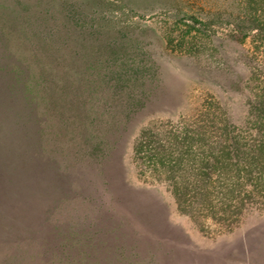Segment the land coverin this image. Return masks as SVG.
Masks as SVG:
<instances>
[{"label":"rangeland","instance_id":"374dc122","mask_svg":"<svg viewBox=\"0 0 264 264\" xmlns=\"http://www.w3.org/2000/svg\"><path fill=\"white\" fill-rule=\"evenodd\" d=\"M260 20L264 0H0V264H264L244 132ZM174 130L239 149L227 161L248 196L226 215L179 209L168 171L141 158Z\"/></svg>","mask_w":264,"mask_h":264},{"label":"trees","instance_id":"16d2710c","mask_svg":"<svg viewBox=\"0 0 264 264\" xmlns=\"http://www.w3.org/2000/svg\"><path fill=\"white\" fill-rule=\"evenodd\" d=\"M258 20L259 19L256 18V22H258ZM260 23L261 24L258 25V27L256 25V27L258 28V31L261 32V40L264 44V22L262 23L260 20ZM254 78L256 80L254 84L255 86H253L255 95L253 97V101L250 103V109H253L252 115H255L257 119L254 120L249 125L248 130H245L244 132L249 133L256 130V136L246 141L254 150L252 154L250 153L247 155L248 158L246 159L249 161L250 168L248 170V166H246L247 168L245 171L248 175L249 173H254V175L258 173L259 177H264V74L255 73ZM159 135H161V132ZM159 135H155L157 139L154 138L155 140L152 139L151 141L146 142V145L144 146L145 150H141V152H145L141 154V158L152 160L154 161L155 165L159 164L163 166L164 171H168V179H170L173 184V193L177 199L179 209L187 212L192 211L193 215H208L209 212H211L214 216L219 214L223 216L226 215V212L229 211L232 206H235V200L240 198L242 193H244V196H248L244 192L245 188H247V185L241 182L244 177H242L241 169H239L243 163H240V159L239 162L237 161L236 163H229V161H227V157L230 156V151L236 153L237 157L242 156L240 155L239 149L234 151V147L231 149L228 147L227 149L226 146H224L223 148H215L208 152L205 151L204 146L201 145L202 142L200 143V141L204 140L202 136L198 137V134H196V136H191L188 133H185V136H182L180 132H175L174 130L168 133V136H166L167 139L169 138L166 142L168 143L169 147H167L168 152L166 157H164L160 156L158 149L161 147H166V143L161 144L162 140L160 139ZM194 138H196V140ZM193 159H199L200 162L198 161L192 163ZM188 162L191 167L194 165L193 172H197L195 183H186V180L183 178L181 168ZM200 163L202 166L198 165ZM201 167H208L210 169L208 172L206 171V173H204L207 177L206 183L214 186H217L218 184L220 185L221 183V185L225 186V193L223 194L222 198L223 210H219V208L216 207V204H211L210 197H207L204 194V189L201 187V178L203 177L202 171L205 170H203ZM223 173L227 175L225 180L221 179V174ZM215 175H217V178H215ZM235 176L236 180H234ZM181 184H184V188L180 189L179 185ZM233 186L240 187L241 191L239 189V192L234 193L235 188ZM206 193L208 192L206 191ZM261 193L262 197L264 198V182L262 184Z\"/></svg>","mask_w":264,"mask_h":264}]
</instances>
